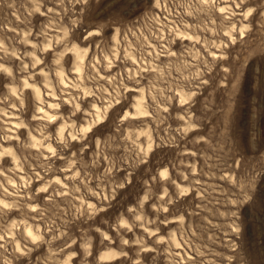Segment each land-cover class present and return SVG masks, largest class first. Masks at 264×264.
I'll list each match as a JSON object with an SVG mask.
<instances>
[{
	"label": "rangeland",
	"instance_id": "rangeland-1",
	"mask_svg": "<svg viewBox=\"0 0 264 264\" xmlns=\"http://www.w3.org/2000/svg\"><path fill=\"white\" fill-rule=\"evenodd\" d=\"M69 263L264 264V0H0V264Z\"/></svg>",
	"mask_w": 264,
	"mask_h": 264
},
{
	"label": "bare ground",
	"instance_id": "bare-ground-1",
	"mask_svg": "<svg viewBox=\"0 0 264 264\" xmlns=\"http://www.w3.org/2000/svg\"><path fill=\"white\" fill-rule=\"evenodd\" d=\"M222 11H224V8H222L221 9ZM179 35H182V33H180ZM192 39V38H191ZM35 93V92H34ZM54 94V93H53ZM35 96H36V94H34ZM40 92H37V96H39L40 97ZM183 95V94H182ZM183 97H185V96H183ZM187 97V96H186ZM183 99V98H182ZM188 100V99H187ZM43 111V110H42ZM135 111H136V114H138V115H143V114H145L146 113V111L144 110V106H143V104H142V102L141 101H138L137 103H136V105H135ZM44 113V112H43ZM52 117V116H51ZM90 127V126H89ZM89 129V128H88ZM63 130V129H62ZM62 130H61V132H62ZM84 131V130H83ZM49 148V147H48ZM166 172H164V174H165ZM122 226V225H121ZM27 234L29 235V236H31L32 238H34V234H33V232L31 231V229H28L27 230ZM38 237V236H37ZM30 238V237H29ZM41 238V237H40ZM31 239V238H30ZM110 253H112V252H110ZM110 255V254H109ZM109 255H104L102 258H104V259H108L110 256ZM112 255V254H111ZM69 258V257H68ZM68 258H66V259H68ZM103 259V260H104ZM107 261V260H106ZM112 261V260H111ZM70 264V263H69Z\"/></svg>",
	"mask_w": 264,
	"mask_h": 264
}]
</instances>
